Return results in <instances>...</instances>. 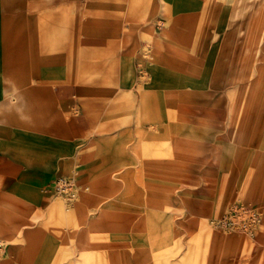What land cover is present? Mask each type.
Masks as SVG:
<instances>
[{"label": "rangeland", "instance_id": "obj_1", "mask_svg": "<svg viewBox=\"0 0 264 264\" xmlns=\"http://www.w3.org/2000/svg\"><path fill=\"white\" fill-rule=\"evenodd\" d=\"M212 1L221 9L207 20L215 28L210 46L205 40L193 53L195 18L177 9L175 22L160 35L169 47L168 64L186 65L159 78L180 102L172 116L200 120L177 119L172 132L178 133L145 142L149 166L107 168L106 177L89 183L71 177L72 201L55 182L48 185L55 199L51 224L62 229L63 244H74L71 250L60 247L50 231L31 238L36 200L26 189L0 199V264H13L6 249L11 243L24 246L22 235L56 245L52 262L45 264H264V0ZM159 51L154 45L149 53L155 57ZM215 119L213 142L208 130ZM175 150L184 154L175 173L197 168L202 174L208 164L196 157L206 152L216 159V174L198 184L183 182L184 188L160 177L170 170L165 164ZM182 205L185 211L171 208Z\"/></svg>", "mask_w": 264, "mask_h": 264}, {"label": "crops", "instance_id": "obj_2", "mask_svg": "<svg viewBox=\"0 0 264 264\" xmlns=\"http://www.w3.org/2000/svg\"><path fill=\"white\" fill-rule=\"evenodd\" d=\"M207 2L212 5L201 0H0V199L9 200L17 189L35 198L31 238L50 231L60 247H74L63 244L62 229L51 224L55 199L48 185L58 176L89 183L106 177L107 168L149 166L145 142L167 137L177 119L200 120L172 116L180 102L159 78L186 65L168 64L169 47L160 35L175 22L177 9L195 18L193 53L205 40V46L213 44L216 38L208 35L215 28L207 20L221 6ZM154 45L161 51L152 57ZM216 120L208 130L213 142ZM172 155L165 164L170 170L160 177L179 181L180 188L216 174V159L206 152L196 157L208 164L202 174L197 168L188 175L175 173L184 154L175 150ZM200 192L192 194L203 197ZM171 208L185 211L183 205ZM19 238L24 246L11 243L6 249L13 264L52 262L55 244Z\"/></svg>", "mask_w": 264, "mask_h": 264}, {"label": "built area", "instance_id": "obj_3", "mask_svg": "<svg viewBox=\"0 0 264 264\" xmlns=\"http://www.w3.org/2000/svg\"><path fill=\"white\" fill-rule=\"evenodd\" d=\"M56 184V189L59 190L61 194L66 195L69 201H72L76 195V185L73 178L66 175L58 176L54 180Z\"/></svg>", "mask_w": 264, "mask_h": 264}, {"label": "bare ground", "instance_id": "obj_4", "mask_svg": "<svg viewBox=\"0 0 264 264\" xmlns=\"http://www.w3.org/2000/svg\"><path fill=\"white\" fill-rule=\"evenodd\" d=\"M75 181V180H74ZM75 185H76V183H75ZM75 198V197H74Z\"/></svg>", "mask_w": 264, "mask_h": 264}]
</instances>
